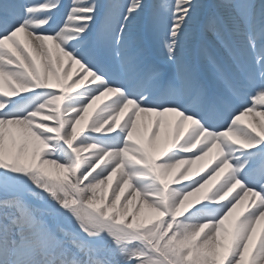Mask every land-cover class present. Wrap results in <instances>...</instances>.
Listing matches in <instances>:
<instances>
[{
  "label": "snow or ice",
  "instance_id": "obj_1",
  "mask_svg": "<svg viewBox=\"0 0 264 264\" xmlns=\"http://www.w3.org/2000/svg\"><path fill=\"white\" fill-rule=\"evenodd\" d=\"M0 264H264V0H0Z\"/></svg>",
  "mask_w": 264,
  "mask_h": 264
},
{
  "label": "bare ground",
  "instance_id": "obj_2",
  "mask_svg": "<svg viewBox=\"0 0 264 264\" xmlns=\"http://www.w3.org/2000/svg\"><path fill=\"white\" fill-rule=\"evenodd\" d=\"M202 163V162H201Z\"/></svg>",
  "mask_w": 264,
  "mask_h": 264
}]
</instances>
